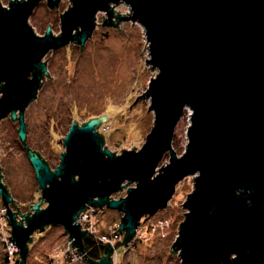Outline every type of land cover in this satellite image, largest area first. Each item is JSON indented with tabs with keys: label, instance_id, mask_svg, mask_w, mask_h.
Returning <instances> with one entry per match:
<instances>
[{
	"label": "water",
	"instance_id": "1",
	"mask_svg": "<svg viewBox=\"0 0 264 264\" xmlns=\"http://www.w3.org/2000/svg\"><path fill=\"white\" fill-rule=\"evenodd\" d=\"M42 1L0 0V121L10 115L20 122L18 136L42 192L27 212L17 204L14 211L0 164V196L19 264H27L33 234L50 225L63 226L69 250L78 248L89 264H115V249L133 241L145 215L171 206L177 185L192 175L171 246L180 264H264V0H70L60 12V33L49 23L41 35L30 17ZM46 1L50 8L61 2ZM121 3L130 13L114 14ZM100 11L107 14L102 25L126 19L144 28L146 60L157 73L138 97L150 100L154 122L141 148L116 153L99 130L106 114L74 120L52 169L26 142L25 111L50 76L51 55L45 56L71 43L81 51ZM186 109L188 142L178 155L173 139ZM166 153L169 161L159 167ZM129 183L135 186L126 196L113 197ZM89 206L123 214L117 229L123 239L105 241L99 259L86 254L88 229L77 221Z\"/></svg>",
	"mask_w": 264,
	"mask_h": 264
},
{
	"label": "rangeland",
	"instance_id": "2",
	"mask_svg": "<svg viewBox=\"0 0 264 264\" xmlns=\"http://www.w3.org/2000/svg\"><path fill=\"white\" fill-rule=\"evenodd\" d=\"M2 2L8 5V0ZM62 2L58 7L50 8L43 0L36 7L30 24L38 34L43 35L49 23L55 34L60 33V12L68 9L70 0ZM114 10V14L118 10L121 15L130 13V7L125 3L115 5ZM103 16L107 17L106 12H98V24L81 51L79 44L71 43L45 56L46 60L51 55L47 59L51 77L45 78L37 98L25 111L26 142L47 160L52 169L60 163L61 152L65 151L63 138L74 120L83 123L94 116L106 114L108 120L99 130L105 136V145L116 153H121L123 148H141L151 131L154 114L148 109L150 100L138 97L146 91L152 75L157 73V69L146 60L149 50L144 28L140 23L126 19L120 20L119 26L102 25ZM189 124L190 111L186 109L173 139L178 155L186 149ZM19 125L20 122L10 115L0 121V164L4 182L9 185L16 200L11 204L12 209L18 211L17 204L25 213L31 204L39 200L42 192L35 169L19 139ZM168 161L169 153H166L159 167ZM192 177L195 175L177 185L169 202L171 206L142 218L139 237L131 247L126 244L120 246L115 264L181 263L179 254L175 252L174 255L171 246L181 221L185 219L183 212L187 210L181 203L193 191ZM131 186L135 183H129L113 197L126 196ZM42 206L45 207L46 203ZM4 207L0 196V215ZM122 215L117 209L106 207L101 229H106L114 221L120 223ZM2 238L0 231V264H19V256H12L9 242L3 243ZM69 241L61 225H50L36 231L30 243L27 264L62 262ZM83 264L89 263L85 261Z\"/></svg>",
	"mask_w": 264,
	"mask_h": 264
},
{
	"label": "built area",
	"instance_id": "3",
	"mask_svg": "<svg viewBox=\"0 0 264 264\" xmlns=\"http://www.w3.org/2000/svg\"><path fill=\"white\" fill-rule=\"evenodd\" d=\"M105 208L106 206H89L88 209H86L85 211L81 212L78 215L77 221L78 222L80 221L82 228L83 229L87 228L88 235L94 237V239L97 240L98 242H101L104 244L105 241H110L112 244H115L117 240L123 239L122 232L119 233V230H117L119 228L118 221H114L113 224L107 226L106 229H103V232L101 233L102 229L100 226L103 220L102 215L105 212ZM2 211L3 212H1V215H0V231L3 234L2 240H3V243L9 242L8 247L10 248V252L12 256L15 257V255H18V253H17V247L15 243L14 244L12 243L13 240L10 237V235L12 234L10 229H12V227L9 224L8 218L5 214L6 208L4 207ZM139 227L141 226L139 225ZM139 227L137 229V234L135 238L133 239V241L126 244V246L128 245L131 247L133 245L134 240L137 237H139V234H140ZM71 244H72L71 241H69V245L63 252V261L57 262V263L54 262V264H83L86 261L84 254L80 253L78 248L72 247L71 250H69ZM119 248L115 249V252L113 255L115 262L117 259Z\"/></svg>",
	"mask_w": 264,
	"mask_h": 264
},
{
	"label": "trees",
	"instance_id": "4",
	"mask_svg": "<svg viewBox=\"0 0 264 264\" xmlns=\"http://www.w3.org/2000/svg\"><path fill=\"white\" fill-rule=\"evenodd\" d=\"M102 232L103 230L101 231V233ZM84 243L86 254L88 255V257L92 259H99L104 254V244L95 240L94 237L88 235V237L85 238Z\"/></svg>",
	"mask_w": 264,
	"mask_h": 264
}]
</instances>
